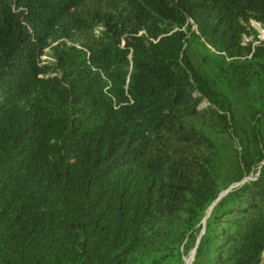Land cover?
<instances>
[{
    "label": "trees",
    "instance_id": "trees-1",
    "mask_svg": "<svg viewBox=\"0 0 264 264\" xmlns=\"http://www.w3.org/2000/svg\"><path fill=\"white\" fill-rule=\"evenodd\" d=\"M258 23L264 0H0V264H185L199 237L192 264H264Z\"/></svg>",
    "mask_w": 264,
    "mask_h": 264
},
{
    "label": "rangeland",
    "instance_id": "rangeland-1",
    "mask_svg": "<svg viewBox=\"0 0 264 264\" xmlns=\"http://www.w3.org/2000/svg\"><path fill=\"white\" fill-rule=\"evenodd\" d=\"M262 29H264V28L262 27ZM262 32L264 33L263 30H262ZM259 33H260V35H259L260 36V39H263L264 40V36L262 35V33H261L260 30H259ZM247 39H251V38H247ZM188 53H189L190 57L192 58L194 64L196 65V67L199 70L204 71V72L206 71V72H208V74H211L210 73V66L208 65L207 60H206V53H207V51H206V49L203 47V45L200 42H198V41H196L194 39L190 40L189 45H188ZM44 58H45V56H44ZM214 83H215L216 87L220 91H222V93H224L225 95L229 96L230 99L232 100V102L234 103V111H235V119L234 120H235V126H236V128L243 127L244 129H246L247 128L248 121H249L250 110L247 108V106L245 105L244 101H242L237 96V94L232 93L230 91V89L227 88L226 84L222 80L215 79L214 80ZM211 135L214 138L220 139V137H217L216 135H214L212 133H211ZM227 190H223L220 195L224 194ZM208 213L210 215L211 211L209 210ZM203 223H204V220H203ZM205 224H206V222L204 223V225ZM192 252L189 253V255H187L185 257V264H186V260L188 258H191L192 257Z\"/></svg>",
    "mask_w": 264,
    "mask_h": 264
},
{
    "label": "water",
    "instance_id": "water-1",
    "mask_svg": "<svg viewBox=\"0 0 264 264\" xmlns=\"http://www.w3.org/2000/svg\"><path fill=\"white\" fill-rule=\"evenodd\" d=\"M257 23V22H256ZM259 24V23H258ZM260 25V24H259ZM261 26V25H260ZM263 31H264V29H262ZM231 188H229L224 194H226L229 190H230ZM224 194H222V195H220V197L217 199V201L224 195ZM216 201V202H217ZM216 202H214V204L211 206V208H210V211H211V209L213 208V206L216 204ZM209 216V213L207 214V216L204 218V223L206 222V218ZM205 232V229H203V231H202V234ZM200 238L201 237H199V240H198V242H197V246H198V243H199V241H200ZM197 246L195 247V249L193 250V252H192V261L195 259V254H196V250H197ZM192 261H191V264H192Z\"/></svg>",
    "mask_w": 264,
    "mask_h": 264
},
{
    "label": "built area",
    "instance_id": "built-area-1",
    "mask_svg": "<svg viewBox=\"0 0 264 264\" xmlns=\"http://www.w3.org/2000/svg\"><path fill=\"white\" fill-rule=\"evenodd\" d=\"M42 58H44V56H42Z\"/></svg>",
    "mask_w": 264,
    "mask_h": 264
}]
</instances>
